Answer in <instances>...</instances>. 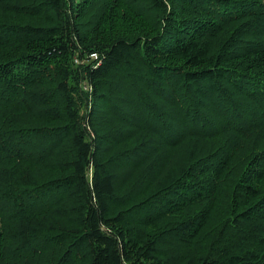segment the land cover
<instances>
[{
    "label": "trees",
    "instance_id": "obj_1",
    "mask_svg": "<svg viewBox=\"0 0 264 264\" xmlns=\"http://www.w3.org/2000/svg\"><path fill=\"white\" fill-rule=\"evenodd\" d=\"M0 264H264V0H0Z\"/></svg>",
    "mask_w": 264,
    "mask_h": 264
},
{
    "label": "rangeland",
    "instance_id": "obj_2",
    "mask_svg": "<svg viewBox=\"0 0 264 264\" xmlns=\"http://www.w3.org/2000/svg\"><path fill=\"white\" fill-rule=\"evenodd\" d=\"M116 14H115V12H111V15H110V12L106 15V16H104L105 18H107V19H113V18H115L114 16H115ZM103 109V108H102ZM100 114H105V113H103V112H99ZM182 156V155H181ZM134 166H135V164H133ZM123 171V175H124V177L128 180V178L130 179L131 178V176H132V174L131 173H129V172H127V170H122ZM128 171H133V167H128ZM127 186L128 185H126V187L125 188H127Z\"/></svg>",
    "mask_w": 264,
    "mask_h": 264
}]
</instances>
